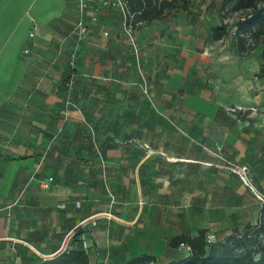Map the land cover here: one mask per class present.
<instances>
[{"label": "crops", "instance_id": "1", "mask_svg": "<svg viewBox=\"0 0 264 264\" xmlns=\"http://www.w3.org/2000/svg\"><path fill=\"white\" fill-rule=\"evenodd\" d=\"M100 1L78 42V0H0V264L75 248L90 264H171L177 236L258 223L264 205L219 165L250 166L264 192L263 50L243 54L234 25L214 39L224 0H191L134 43Z\"/></svg>", "mask_w": 264, "mask_h": 264}, {"label": "trees", "instance_id": "2", "mask_svg": "<svg viewBox=\"0 0 264 264\" xmlns=\"http://www.w3.org/2000/svg\"><path fill=\"white\" fill-rule=\"evenodd\" d=\"M229 1L224 0L223 10ZM260 2L264 0H237L234 6L236 12L244 14L236 26L238 45L243 54L252 53L264 35V4L259 5ZM129 4L137 18L148 23L154 19L168 17L173 12L189 9L191 0H129ZM223 19L225 20V15ZM229 26V23L225 21L222 25L215 27L214 39L224 37ZM247 35H250L252 42H249ZM262 59L264 60V51ZM258 76L264 77V61ZM206 235V229H202L195 237L191 235L175 237L171 241L173 247L187 242L193 251L183 260L171 264H264V207L256 225L249 223L243 229L236 228L223 240H217V243L208 244ZM149 261L151 260L148 259L146 262ZM38 264H90V258L85 249L75 248L65 250Z\"/></svg>", "mask_w": 264, "mask_h": 264}, {"label": "built area", "instance_id": "3", "mask_svg": "<svg viewBox=\"0 0 264 264\" xmlns=\"http://www.w3.org/2000/svg\"><path fill=\"white\" fill-rule=\"evenodd\" d=\"M93 0H78V12L79 17L76 21L72 34L77 39L78 42H83L85 38L89 35L91 31V24L92 22H96L98 20L95 10L91 8V3ZM100 9H118L122 14L123 19V26H124V32L126 33L127 37L131 40V42L134 43V34L139 29L144 27L147 24V21L143 19H138L137 15L134 11H132L129 0H101L99 3ZM91 11V18L90 21L87 20L86 16ZM105 34H108L105 32ZM34 35V33H32ZM29 52V50H26V53ZM70 67L71 71L69 75L66 77L65 80V86L67 89V97H66V105L78 108L79 105L75 100L74 92L77 87V77L78 73L76 71V54H72L71 60H70ZM58 91V89H57ZM231 113H239L244 114L247 110H256V108L253 107H238V108H229L228 109ZM222 164L219 165L221 168H224L226 170H229L230 172L238 175L240 179L247 185L251 186V181L249 178L250 174V166L239 164L237 162H234L232 160H229L225 157H221ZM50 181L53 180V178H49ZM45 181V180H44ZM256 195L264 205V195H262L259 192H256ZM22 194L18 196V198L10 205L14 206L19 203V200L21 198ZM108 218H111L113 215L111 212H109L106 215ZM217 240V236L215 233H207L206 235V241L208 244H211ZM178 249L181 252H184L186 254H189L193 251V248L191 245L187 242H182ZM149 264H154V261H149Z\"/></svg>", "mask_w": 264, "mask_h": 264}, {"label": "rangeland", "instance_id": "4", "mask_svg": "<svg viewBox=\"0 0 264 264\" xmlns=\"http://www.w3.org/2000/svg\"><path fill=\"white\" fill-rule=\"evenodd\" d=\"M236 2H237V0H230L228 3H227V6L225 7V10H224V14L223 15H225V21L226 22H228L229 23V25H234V26H238V22H239V20H241V16L242 15H244L243 13H240V12H236L235 10H234V6H235V4H236ZM264 4V2H260L259 3V5H263ZM235 31H237V28L235 27ZM250 35H247V37H248V39H249V42H252V39H251V37H249ZM264 35H262V37L260 38V40H259V44H258V46H257V48L258 49H261V50H263L264 51ZM247 112V111H246ZM227 159H229V158H227ZM229 160H231V159H229ZM232 161H234V160H232ZM234 162H236V161H234ZM251 168V167H250ZM223 170H225V171H228V172H230L229 170H226V169H223ZM230 173H232V172H230ZM232 174H234V173H232ZM234 175H236V174H234ZM237 177H238V182L240 181V182H242V184L244 185V186H246V187H248L249 189H251V190H253V192H254V194H255V198L260 202V203H262L261 201H260V199L258 198V196L256 195V192H259V193H261L262 195H264V192H263V190H261L260 188H258L257 187V189L256 188H254V187H256V182H257V180H256V174H255V172L252 170V168L250 169V174H249V178H250V181H251V186L250 185H247V184H245L240 178H239V176L238 175H236ZM253 186V187H252ZM241 227L242 228H240V229H243L244 228V224H242L241 225ZM218 240V239H217ZM216 240V241H217ZM215 241V242H216ZM217 243V242H216ZM216 243H214V244H216ZM189 254H182L181 255V259L180 260H183L184 258H186L187 256H188ZM49 258H52V257H48L47 259H49ZM179 260V261H180ZM144 264H149L148 262H146V263H144ZM154 264H156V262L154 263Z\"/></svg>", "mask_w": 264, "mask_h": 264}]
</instances>
